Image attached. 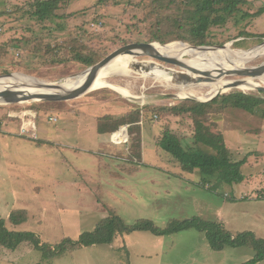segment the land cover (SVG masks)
<instances>
[{
  "label": "rangeland",
  "instance_id": "obj_1",
  "mask_svg": "<svg viewBox=\"0 0 264 264\" xmlns=\"http://www.w3.org/2000/svg\"><path fill=\"white\" fill-rule=\"evenodd\" d=\"M35 1L0 0V13L5 12L0 14V45L2 44L0 77L14 73L27 75L38 81L60 82L85 71L90 66L75 60L51 62L49 60L53 58L51 50L58 53V58L71 57L76 51L90 53L99 56L95 62L97 63L124 45L148 42L153 20L158 15L151 10L149 0H66L60 3L56 16L41 21L31 12L33 11L31 4ZM249 1L250 4L243 8L248 13L256 12L264 5V0ZM140 4L144 5L139 6ZM175 10L162 9L160 15L171 14ZM241 15V13L237 15L240 21L238 25L234 24L236 19H232L228 28L225 26L224 29L212 30L214 38L211 39L215 42L205 46L226 44L233 50L242 51L262 46L264 14L247 19H243ZM241 30L254 35L247 37L239 35ZM75 39L82 45H77V49L70 47L66 52L62 45ZM177 41L192 45L182 40L169 43ZM136 57L139 60H154L174 71L187 72L178 65L148 55ZM262 61L264 54L250 61L252 64L248 65H256ZM200 64L198 62L199 67ZM139 70L140 68L134 67L129 74L109 75V82L117 84L122 90L125 89V92L105 86L63 101L0 102V129L7 125L6 130L11 133L4 141L0 140V218L6 221L5 225L11 230L34 232L43 248L39 250L29 241L11 246L13 244L0 235V264H138L135 261L137 254L142 255L141 253L149 252L150 249H144L136 254L135 251L148 246V239L156 238L151 231L118 234L111 244L75 248L65 242L67 250L63 253L53 255L52 251L66 238L76 241L82 233L95 230L97 225L112 215L111 213L120 216L126 224L150 219L156 226L165 227L169 222L187 218L189 215L186 213L192 212L189 205L181 204V207H177L172 204V199L162 198L163 190L154 194L152 185L146 177L160 176V180L165 182L164 177L167 175L161 170L145 167L137 172L141 166L136 163L144 161L138 158L140 150L137 149H141L143 140L147 141L144 162L147 165L169 164L173 171L184 169L171 153L159 146V141L166 130L176 134L184 146L188 143L206 151H214L201 143H195L194 123L189 114L175 115L168 112L159 114L156 110L162 106L193 100L178 95L181 90L179 86L184 83L174 81L169 84L154 77L142 78L138 75ZM240 77L243 76L229 74L224 78L234 80ZM239 90L264 97V92L257 88ZM198 91L206 93L202 88ZM229 91L230 89L223 92ZM28 112L32 114H26ZM107 114L113 115L116 120L125 119L119 127L131 125L130 138L127 132L120 133V140L129 141L114 146L117 150L115 159H112L109 152L112 150H109L111 144L107 142V137L100 136L103 143L100 145L98 136L94 133L100 123L107 122L101 121ZM138 116L140 119L134 121L133 119ZM51 117L57 120H52ZM28 119L35 120V129H30L21 136L20 127ZM114 123L115 121H110L109 125L112 126ZM204 125L224 135L233 160L247 158L243 166L245 181L240 183L242 185L240 187L253 193L257 190L256 194L251 195L253 198L264 197V123L242 110L211 108L204 116ZM97 142L100 149H97L98 144H95ZM97 153H100L99 157L103 160L99 159ZM116 159L120 160V175L126 176L133 172L129 180L130 186L125 179L115 180L111 177L113 171H118L117 164L113 163ZM196 170V174L202 176L200 170L198 168ZM171 177L173 179L178 175ZM212 181L217 182L220 188L225 190L220 192L222 197L224 194L226 198H230L232 195L228 193H235V189L238 190L221 183L217 176H212L209 183L204 182V185L213 187L210 183ZM120 192L124 195L120 196ZM125 198L134 200L132 204L139 205L137 201L142 205L147 204L150 209L154 204L153 198H157L155 202L157 211L153 213L149 208L135 210L134 213L128 211L129 206L124 202ZM258 199L250 198L228 204L232 205L227 211L234 220L231 228H248V225L253 226L256 220H263L264 199ZM120 200L124 202V206ZM23 209L27 212V220L13 224L10 221L11 213ZM191 217L193 216L189 218ZM133 218V222L127 221ZM231 232L239 233L232 230ZM142 234L147 238L141 237ZM120 238L125 242L121 243ZM164 239L171 241V244L172 241L182 240L177 234ZM194 241L192 244L197 240ZM127 242L132 244V247L129 246L131 251ZM206 242L209 244L208 240ZM197 245L198 251L192 264H243L255 255V249L250 245L243 247L227 245L220 250L207 246L206 252L201 251L200 241ZM188 256L189 252L185 250L174 257L188 264L186 261ZM256 264H264V260Z\"/></svg>",
  "mask_w": 264,
  "mask_h": 264
},
{
  "label": "trees",
  "instance_id": "obj_2",
  "mask_svg": "<svg viewBox=\"0 0 264 264\" xmlns=\"http://www.w3.org/2000/svg\"><path fill=\"white\" fill-rule=\"evenodd\" d=\"M62 1L66 2V0H36L31 4V10H33L31 12L41 21L49 20L57 15L56 10ZM148 4L151 10L157 12L158 15L153 20L150 29L151 36L147 41H156L161 44L182 40L195 46L209 45L215 42L211 39L214 38L211 31L215 29L219 30L225 26L228 28L232 19H236L234 24L238 25L240 21L237 19V15L239 13L242 14L241 17L243 19L256 18L264 14V5L260 6L253 13H248L243 9L244 6L250 4L249 0H149ZM141 5L144 4H140L139 6ZM173 8L176 9L174 13L160 15L162 9ZM3 13L5 12L0 14ZM262 34L264 36V33ZM239 35L247 37L254 35V33L241 30ZM77 45H82V43L75 39L62 46L68 52L70 47L77 49ZM174 45L188 47L185 43L183 44L178 41L177 43H171V46ZM48 46L50 45L48 44ZM0 47H2V44ZM51 51L50 53L53 55V58L49 59L51 62L75 60L85 66H91L99 58V56L90 53L85 54L82 51H76L71 57L58 58V53L55 50ZM170 54L179 55L180 57L186 56L185 53L179 52ZM211 108L242 110L252 115L259 122L264 123V97L258 96L253 92L247 93L239 89H230L229 92L218 94L210 101L185 100L181 104L162 106L156 109L159 114L167 112L174 113L175 115L189 114L194 123L195 143H201L214 152L206 151L203 148L195 147L188 143L184 146L182 140L171 130L164 132L161 141H159V146L171 153L180 162L184 170L193 172L198 168L203 176V184L204 182L209 183L212 176H217V179L226 185L241 183L245 180L243 166L246 164L247 158L233 160L224 135L221 132H214L204 125V116L207 115ZM139 119L138 116L133 120L138 121ZM101 121L107 122L99 124V132L108 133L116 130L125 119L120 120L119 118L116 120L113 115L107 114L102 117ZM110 121H115L114 125H109ZM141 149H137L140 150L138 158L142 156ZM111 214V216L97 225L95 230L82 233L78 240L74 241L66 238L61 245L52 251L53 255H59L67 250L65 242L77 248L95 244H111L118 234L126 232L146 230L158 236H166L185 229L196 228L205 233L209 244L216 250L223 249L227 245L233 247L252 246L255 249V255L243 264H256L258 261L264 260L263 238L256 236L253 231H243L233 234L221 221L204 220L195 216L193 218L169 222L165 227H158L150 219H142L131 224H126L120 216L114 213ZM26 220L27 212L24 209L13 211L10 215V221L13 224H20ZM5 224L6 221L0 218V235L5 240H9L13 244L11 246L18 245V243L20 244L23 241H29L37 249L43 250L42 246H40L39 238L34 232L14 231L9 229Z\"/></svg>",
  "mask_w": 264,
  "mask_h": 264
},
{
  "label": "crops",
  "instance_id": "obj_3",
  "mask_svg": "<svg viewBox=\"0 0 264 264\" xmlns=\"http://www.w3.org/2000/svg\"><path fill=\"white\" fill-rule=\"evenodd\" d=\"M23 124L25 125V123H22L21 127H20V135H25L26 133H28L29 131H24L22 129ZM6 127H8L7 125H3L1 127L0 130V140H3L5 138H7L8 135H10V131L6 130ZM119 129V128H118ZM116 129V130H118ZM114 130V131H116ZM108 132V133H100L99 130L97 129V131H94V133L98 136L100 145H102L103 143L100 141V136L105 135L107 137V142L109 141L111 146L109 145V150L111 149V157L112 159H115V152H117L116 148L114 146L117 145H122L125 143H115L112 141L111 139V134L114 132ZM21 135V136H22ZM110 137V140H109ZM99 142L95 143L98 144ZM227 142V140H226ZM7 144V143H6ZM147 141L143 140V144H142V156L140 160L145 161V148L147 147ZM98 144L97 149H100V146ZM115 148V151H114ZM99 151V150H98ZM114 152V153H113ZM98 157L100 156V153H97ZM100 160H103L101 157H99ZM117 160V161H116ZM113 161L114 164H117L118 171H111L112 172V176L115 180L117 179H125L128 183L127 185L130 186L131 182L129 181L130 178H132V173H128V175H120V160L116 159ZM138 162L136 164H140L141 168L137 169V172H139L140 170H143L142 168H152V169H158L161 170V172L164 175H167L166 177H164L165 182H162L160 180V176H155V175H149L146 178L149 180V183L152 185L154 194L160 190H163V197L162 198H169L173 200L172 204H175L177 207H181V204L183 205H189L190 208L192 209V212L190 213H186V215H189L187 218L184 219H188L190 216H197L200 217L204 220H217V221H221L224 223L225 227L227 229H230V231L232 230L233 232H240V231H253L256 236L260 237V238H264V218L261 221H257L254 223L253 226H249L248 228H231V225L233 224V219H231L227 209L228 207H232L231 204L233 203H237L240 200H245V199H258L260 197L257 198H253L251 195L256 194V192L253 193L249 191H245L242 187L240 183L238 184H233L231 185L233 189L237 188L238 190L235 189V193L234 192H229L228 194L232 195V197L230 198H226L223 194V197L221 196L220 192L225 191L224 189H221L219 184L217 182H210L213 184V187H209V185L205 186L202 181H203V177L200 174H196L197 170L193 171V172H189L186 170H182V171H173L171 170L172 166L171 165H158V163H153V164H146V162ZM116 162V163H115ZM137 162V161H136ZM124 168V167H123ZM173 169V168H172ZM139 170V171H138ZM151 174H153L152 172H150ZM149 173V174H150ZM201 173V172H200ZM192 174V175H191ZM171 175H178V177H174L172 179ZM195 175H197L196 177H194ZM104 179V178H102ZM145 180V179H143ZM201 181V182H200ZM245 181V180H244ZM243 181V182H244ZM242 183V182H241ZM235 185V186H234ZM132 186V185H131ZM237 186V187H236ZM143 187V186H142ZM121 189V187H120ZM142 189V188H141ZM144 189V188H143ZM133 190V189H132ZM207 191V192H205ZM130 192V190H129ZM219 193V194H218ZM218 194V195H217ZM124 195V194H122ZM121 192H120V196ZM129 196V193H128ZM131 197V196H130ZM222 197V200L220 199ZM126 200L124 202H127L128 204V211H132L133 213L136 211H141L142 210H148V205H142V203L139 202V205L137 204H132L134 202V200L132 199H128L125 198ZM264 199V197L258 199L261 200ZM158 199L153 198V202L154 204L152 205V209H150L149 211H152L153 213L157 211V205L155 204V202ZM121 203H123L124 206V202H122V200H120ZM129 201V203H128ZM135 201V202H136ZM120 203V204H121ZM229 203H231L230 205H228ZM132 204V205H131ZM134 210V211H133ZM136 210V211H135ZM111 211V210H110ZM109 211V214H110ZM185 213V212H182ZM191 217V218H193ZM128 222L130 221L133 222V220H127ZM196 230V231H194ZM137 232V231H134ZM177 234V236H179L182 240L179 242L176 241H172L173 244H171V241H167L168 239H164L167 238L169 236H173ZM141 237H146L145 235H140ZM156 238H151L148 239L149 241V245L145 246V247H140L138 250L135 251L136 252H141L144 249H150L149 252L146 253H141L142 255H138L135 259V261L138 264H185L183 262H181L180 260L177 259V257L175 258V255H179L180 253H182L185 250H188L189 252V256L186 259L188 264H192L194 262V255L197 253L198 251V242L200 241V245L202 246V252H206L207 250V246H210V244H208L206 241V235L203 231H199L196 228H189V229H185L170 235H166V236H158L155 235ZM185 239H188L189 241L186 242ZM194 240H197L196 243L192 244L193 242H195ZM120 241L122 243V241L125 242L124 239L120 238ZM128 244V248L130 249L129 246L132 247V244L127 242ZM243 247V246H242ZM136 249V248H135ZM131 251V249H130ZM168 251V253L166 252ZM165 254V256H163ZM147 255V256H145Z\"/></svg>",
  "mask_w": 264,
  "mask_h": 264
},
{
  "label": "bare ground",
  "instance_id": "obj_4",
  "mask_svg": "<svg viewBox=\"0 0 264 264\" xmlns=\"http://www.w3.org/2000/svg\"><path fill=\"white\" fill-rule=\"evenodd\" d=\"M187 44V43H186ZM188 45V44H187ZM131 53H157L160 55H167L170 57H175L178 61L184 62L190 67L196 68L197 71H205L211 73L212 76H217L219 73L224 72L228 69H237L246 67L248 63L264 54V45L258 46L251 50H233L230 47H216V48H192L190 45L180 46L174 45L171 46L168 44H159L154 43L152 47H129ZM162 51H165L163 53ZM168 52V53H166ZM185 53L187 56L180 57L179 55H173L170 53ZM190 56V57H189ZM134 58L132 55H120L112 62H109L104 68L101 69L98 77L93 82L91 89L102 88L105 86L112 87L118 91L125 92V89H121L115 83L109 82V75L112 74H129L132 73L134 66ZM198 62L201 63L199 67ZM170 64V63H169ZM197 64V65H196ZM151 69V70H150ZM150 71L141 70L138 72L142 78L154 77L155 79L169 83L178 80L177 78L172 77L167 71L166 66L163 67H152ZM177 71V70H176ZM200 75L204 76L203 73ZM193 76H198L193 74ZM205 77V76H204ZM236 77V76H235ZM150 79V78H149ZM86 80V74H79L76 77H68L64 80L65 90L77 88L82 85ZM0 91L6 89L10 83H14L20 88L16 89V93H13L10 97L23 98L34 93H39L42 89L34 87V84L38 82L33 77L24 75V74H15L12 77L0 79ZM234 80L225 79L224 77L215 78L212 81H198L194 83H189L186 85L179 86L180 93L178 94L181 97H194L197 99H208L215 95L217 92L228 91L231 88H228ZM180 83V82H179ZM25 85V86H22ZM160 85V84H159ZM165 84H163L164 86ZM175 86V85H174ZM258 87H264V73L257 76H247L246 79L242 81L237 88L242 90H253ZM202 88L203 91H198ZM130 94V93H129ZM128 95V94H127ZM26 114H32L28 112ZM34 118V117H33ZM25 126L29 129H35V120L28 119L24 121Z\"/></svg>",
  "mask_w": 264,
  "mask_h": 264
},
{
  "label": "water",
  "instance_id": "obj_5",
  "mask_svg": "<svg viewBox=\"0 0 264 264\" xmlns=\"http://www.w3.org/2000/svg\"><path fill=\"white\" fill-rule=\"evenodd\" d=\"M185 43V42H182ZM154 44V42H136V43H130L127 45H124L116 50H114L113 52H111L110 54H108L107 56H105L103 59H101L100 61H98L97 63L93 64L92 66L88 67L85 71L81 72L83 74H86V80L85 82L80 85L77 88H73V89H69V90H65V87L63 85L64 80L60 81V82H44V81H38L37 83L34 84V87L42 89L41 92L39 93H34L31 94L29 96L23 97V98H15V97H10L12 96L13 93H16V89L20 88L19 86L15 85L14 83H10L8 85V87L2 91H0V102L1 103H16V102H20V101H30V100H46V101H63V100H69V99H74L77 98L85 93H87L91 89L93 82L95 81V79L98 77L100 71L102 68H104L106 65H108L109 62H112L114 59H116L118 56L120 55H132L134 56V66L133 68H140L139 71L141 70H146V71H150L152 67H157V66H163L162 64L157 63L154 60H139L136 56H140V55H148L151 58L154 59H158L170 64H174V65H178L184 69H186L187 72L185 71H174L173 69H170L168 67L167 71L169 72V74L174 77L177 78L178 80H175L176 82H183L184 85L189 84V83H194V82H198V81H212L215 78H221V77H226L229 74H237L242 75L243 77H240L239 79H234V81L230 84V86L228 88H234V87H238L240 84H242V81L244 79L247 78V76H257L260 75L262 73H264V61H262L259 64L256 65H247L246 67H242V68H237V69H228L225 70L224 72L219 73L217 76H212L211 73L205 72V71H197L196 68L194 67H190L189 65H187L184 62L178 61L175 57H170L167 55H160L157 53H131L129 51V47L134 46V47H152V45ZM186 44V43H185ZM264 45V43H263ZM190 47L192 48H216V47H221V48H225L227 47L226 44L222 45V46H205V45H201V46H195V45H190ZM250 63V62H249ZM248 63V64H249ZM252 64V63H250ZM150 69V70H149ZM79 73V74H81ZM200 73H203L204 76L200 75ZM73 75L70 76L72 77H76L77 75ZM193 74H197L198 76H193ZM14 73L8 74V75H4L1 76L0 79L2 78H7V77H12L14 76ZM1 83V81H0ZM25 86V85H22ZM257 89L264 91V87H258ZM221 92H217L215 95H213L212 97L208 98V99H197L194 97H186L188 99H193V100H197V101H210L213 100L218 94L222 93ZM175 97H177V95H174Z\"/></svg>",
  "mask_w": 264,
  "mask_h": 264
},
{
  "label": "built area",
  "instance_id": "obj_6",
  "mask_svg": "<svg viewBox=\"0 0 264 264\" xmlns=\"http://www.w3.org/2000/svg\"><path fill=\"white\" fill-rule=\"evenodd\" d=\"M52 120H57L55 117H51ZM130 124H126V125H123L121 127H119L118 130L114 131L112 134H111V139L113 142L115 143H127L129 141V139L127 141H123V140H120V133H123V132H127L129 138H130ZM22 129L24 131H30V129L28 127H26L24 124L22 126ZM33 129V128H32ZM31 129V130H32ZM118 134V135H117ZM117 135V136H116Z\"/></svg>",
  "mask_w": 264,
  "mask_h": 264
}]
</instances>
